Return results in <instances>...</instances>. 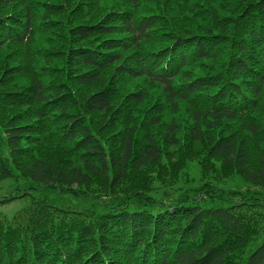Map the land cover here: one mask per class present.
I'll use <instances>...</instances> for the list:
<instances>
[{
    "label": "trees",
    "instance_id": "16d2710c",
    "mask_svg": "<svg viewBox=\"0 0 264 264\" xmlns=\"http://www.w3.org/2000/svg\"><path fill=\"white\" fill-rule=\"evenodd\" d=\"M0 60V88H16L0 105L20 109L0 181L15 170L91 200L34 219L0 264H264V238L246 253L264 225V0H0ZM180 147L256 188L236 201L243 223L130 185Z\"/></svg>",
    "mask_w": 264,
    "mask_h": 264
},
{
    "label": "rangeland",
    "instance_id": "374dc122",
    "mask_svg": "<svg viewBox=\"0 0 264 264\" xmlns=\"http://www.w3.org/2000/svg\"><path fill=\"white\" fill-rule=\"evenodd\" d=\"M177 25L181 26L180 24ZM7 88L16 89L10 85ZM7 88L0 89L7 91ZM1 99L6 100L4 93L1 94ZM3 103L7 105V103ZM19 110L11 107L9 113L6 114V109L0 105V130L10 121V117ZM24 123H33L36 127L46 131L47 136H49L50 130L54 128L49 122L44 129L43 122L37 124L35 117ZM2 145L4 146L3 142ZM255 145L260 146L261 144L252 141L251 146L256 148ZM47 147L54 146L48 144ZM206 154V151L195 154L185 147L171 148L170 156L167 154L162 166L132 174L129 178L130 185L146 184V189L150 190L151 197L155 199L161 198L163 195L170 198L183 196L192 201L201 199L207 206L218 204L227 211L236 208L234 218L240 219L242 222L247 216L246 211H240L236 201H239L241 194L245 193L248 188L251 191L256 188L247 184L242 175L233 173L227 166L215 158H209ZM252 163L253 165L256 164L255 162ZM13 171L14 176L12 178L0 181V246L4 243H12L14 239L26 243L31 233V222L43 215L44 212L52 214L58 210H66L70 213L81 214L91 205V200L84 198V196L79 197L80 195L76 193L77 188L66 190L56 187H43L22 178L18 172ZM258 192L264 194L262 189ZM262 211L264 213V210ZM76 219V217L67 218V223L77 222ZM263 238L264 225L257 232L256 237L250 239L246 253L251 252L259 245ZM236 239L237 237H230L229 244L226 246L235 245ZM251 245H253L252 248Z\"/></svg>",
    "mask_w": 264,
    "mask_h": 264
}]
</instances>
